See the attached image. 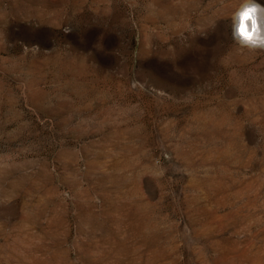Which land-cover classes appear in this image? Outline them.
I'll return each mask as SVG.
<instances>
[{"label": "rangeland", "instance_id": "374dc122", "mask_svg": "<svg viewBox=\"0 0 264 264\" xmlns=\"http://www.w3.org/2000/svg\"><path fill=\"white\" fill-rule=\"evenodd\" d=\"M239 2L0 0V264H264Z\"/></svg>", "mask_w": 264, "mask_h": 264}, {"label": "clouds", "instance_id": "9594fccd", "mask_svg": "<svg viewBox=\"0 0 264 264\" xmlns=\"http://www.w3.org/2000/svg\"><path fill=\"white\" fill-rule=\"evenodd\" d=\"M232 39L242 48L264 49V2L240 0L230 16Z\"/></svg>", "mask_w": 264, "mask_h": 264}, {"label": "bare ground", "instance_id": "6f19581e", "mask_svg": "<svg viewBox=\"0 0 264 264\" xmlns=\"http://www.w3.org/2000/svg\"><path fill=\"white\" fill-rule=\"evenodd\" d=\"M20 240V239H19ZM10 246V245H9ZM14 249V248H13ZM16 250V249H15ZM34 261V260H33ZM32 262V261H31Z\"/></svg>", "mask_w": 264, "mask_h": 264}]
</instances>
